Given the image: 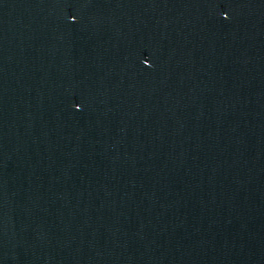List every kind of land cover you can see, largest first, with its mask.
I'll return each instance as SVG.
<instances>
[{
  "label": "water",
  "instance_id": "water-1",
  "mask_svg": "<svg viewBox=\"0 0 264 264\" xmlns=\"http://www.w3.org/2000/svg\"><path fill=\"white\" fill-rule=\"evenodd\" d=\"M0 264H264V0H0Z\"/></svg>",
  "mask_w": 264,
  "mask_h": 264
}]
</instances>
